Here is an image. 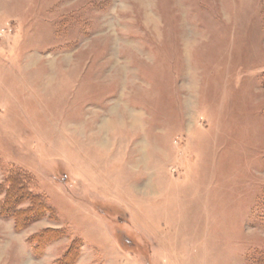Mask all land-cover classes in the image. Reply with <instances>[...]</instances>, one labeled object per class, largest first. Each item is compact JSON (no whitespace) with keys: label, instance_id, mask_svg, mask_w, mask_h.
<instances>
[{"label":"rangeland","instance_id":"rangeland-1","mask_svg":"<svg viewBox=\"0 0 264 264\" xmlns=\"http://www.w3.org/2000/svg\"><path fill=\"white\" fill-rule=\"evenodd\" d=\"M263 73L264 0H0V264H264Z\"/></svg>","mask_w":264,"mask_h":264},{"label":"trees","instance_id":"trees-1","mask_svg":"<svg viewBox=\"0 0 264 264\" xmlns=\"http://www.w3.org/2000/svg\"><path fill=\"white\" fill-rule=\"evenodd\" d=\"M262 81V84H264V73ZM3 179L4 184H6V196L0 204V215L12 219L14 229L20 230L23 225L43 215L53 214L52 209L46 205L42 197L30 191L28 188V178L23 172L17 170L12 172L7 171ZM23 202L26 205H22ZM44 231L37 235V237L42 239L46 237L45 233L47 232L50 233L48 239L58 238L61 235L59 229L46 228ZM38 242L37 238L27 239L28 245L35 254H37L36 246ZM72 246H69L65 256L60 261H63L65 257L72 254L76 255V251L72 253Z\"/></svg>","mask_w":264,"mask_h":264}]
</instances>
